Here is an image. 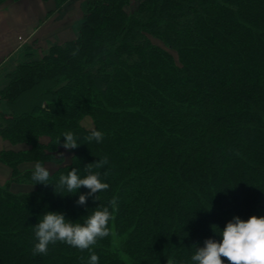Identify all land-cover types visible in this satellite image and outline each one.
Here are the masks:
<instances>
[{
	"label": "trees",
	"instance_id": "1",
	"mask_svg": "<svg viewBox=\"0 0 264 264\" xmlns=\"http://www.w3.org/2000/svg\"><path fill=\"white\" fill-rule=\"evenodd\" d=\"M131 4L92 3L76 39L16 66L0 91L10 143L0 162L12 168L0 186V264H87V249L60 241L34 252L44 211L86 214L53 185L72 167L110 185L88 208L119 198L112 233L93 246L99 264H189L195 245L218 239L215 225L264 215V0ZM85 117L105 133L100 143L84 140ZM65 131L82 143L65 149ZM37 162L56 166L53 184L32 185V169L19 170ZM12 183L35 189L13 193Z\"/></svg>",
	"mask_w": 264,
	"mask_h": 264
},
{
	"label": "clouds",
	"instance_id": "2",
	"mask_svg": "<svg viewBox=\"0 0 264 264\" xmlns=\"http://www.w3.org/2000/svg\"><path fill=\"white\" fill-rule=\"evenodd\" d=\"M104 135L102 130L92 127L84 140L88 143L92 141L100 143ZM61 137L65 149H75L82 143L81 138L73 131L63 132L58 137L57 143L60 142ZM61 158L64 159L63 154ZM106 163L107 157L103 159L99 157L95 162L97 169H101ZM51 175L49 168L37 162L31 172L34 181L32 185L53 184L50 182ZM53 185L64 189V195H76V203L85 206L86 214L81 216L83 217L81 220L68 218L62 211H44L39 216L41 218L33 225L36 237L34 252L47 254L49 245L60 241L81 250L87 249L90 253L87 264H99L100 256L93 246L99 238L112 233L111 221L119 209V198L113 196L106 205L100 202L96 207H87V200L90 197L100 201V193L110 187L107 180L101 178L100 171L88 170L82 175L80 169L72 167L67 173L61 174ZM81 186L87 191H79ZM55 193L60 194V192ZM215 226L216 230L213 232L218 239L206 238L202 246L195 245L189 264H264V215L253 214L247 219L236 215L228 220L223 228ZM222 257H226L227 260Z\"/></svg>",
	"mask_w": 264,
	"mask_h": 264
},
{
	"label": "crops",
	"instance_id": "3",
	"mask_svg": "<svg viewBox=\"0 0 264 264\" xmlns=\"http://www.w3.org/2000/svg\"><path fill=\"white\" fill-rule=\"evenodd\" d=\"M89 1L94 0H68L57 10L52 0H27L24 4H11L7 1L0 4V91L7 85L9 74L16 66L28 59H39L43 51L51 46L62 45L78 37L83 10ZM31 34H34L32 38L36 46L44 49L39 54L28 45L26 51V44L17 41L19 35ZM21 39L24 38L21 36ZM0 105L2 110L7 111L4 101ZM8 148L10 146L0 140V151ZM34 165L24 163L19 169H33ZM9 179L10 170L0 165V185H5ZM10 190L14 193H28L32 191V186L12 183Z\"/></svg>",
	"mask_w": 264,
	"mask_h": 264
},
{
	"label": "rangeland",
	"instance_id": "4",
	"mask_svg": "<svg viewBox=\"0 0 264 264\" xmlns=\"http://www.w3.org/2000/svg\"><path fill=\"white\" fill-rule=\"evenodd\" d=\"M9 2H7V3H11V4H16L17 2H19V3H21V4H24V1H27V0H8ZM42 1H46V0H42ZM52 1H54V3H55V5H56V2H55V0H52ZM97 1H99V0H94V1H89V4L85 7V9L83 10V15H82V20H81V24H80V26L82 27V24H83V21H84V17H85V15L87 14V12H88V10H89V8H90V6H91V4L92 3H94V2H97ZM139 0H132V4H131V7H133V6H135V4L138 2ZM67 2V1H66ZM65 2V3H66ZM18 3V4H19ZM64 3V4H65ZM63 4V5H64ZM12 6H14V5H12ZM56 7V10L58 9V8H61V6L60 7H57V6H55ZM81 27H80V29H81ZM32 31V30H31ZM20 36V38H18L19 40H17L18 42H22V43H24V45L26 44V46L28 45L29 46V48H35L36 49V52L39 54L41 51H43L42 49H40V47L38 48V46H36L37 44L34 42V40H33V36H34V34H33V36H32V34L31 35H19ZM21 36L24 38V39H21ZM37 36V35H36ZM77 38V37H76ZM75 38V39H76ZM74 40V39H73ZM151 41H152V43L153 44H155V45H158V46H160V47H162V48H165L164 47V45L162 44V42L161 41H159L158 39H156V38H151ZM28 46L26 47V51H27V49H28ZM38 50V51H37ZM48 50H49V48L48 49H46V50H44L43 51V53L39 56V58H41L42 56H43V54H46L47 52H48ZM170 53H171V55L173 56V58H174V60H175V62H177L178 63V57H177V54L174 52V51H172V50H168ZM31 56V55H30ZM27 57H29V56H27ZM29 61H33V60H30V59H28L26 62H29ZM25 62V63H26ZM20 65V64H19ZM8 81H9V79H8ZM24 99H27V97L25 96L24 97ZM25 107H24V110H29V109H27V107L29 106L28 104H29V102H30V100H28V102L25 100ZM81 125L86 129V130H90L92 127H94V124H93V121H92V119L90 118V117H85V118H83V120L81 121ZM0 140H2V142H6L7 144H8V146H10V143L6 140V139H4L2 136H0ZM25 147H27L26 145H17V147H16V149L17 148H25ZM0 165H3V166H5V167H7L9 170H10V176H11V172H12V168L11 167H9V166H7V165H5V164H3V163H1L0 162ZM22 165V164H21ZM20 165V166H21ZM19 166V167H20ZM56 166H54V165H50L49 166V169H53V168H55ZM20 170V169H19ZM26 185H29V184H26ZM0 186H4V185H0ZM32 186V185H31ZM35 188L32 186V191L34 190ZM12 192V191H11ZM14 193V192H13Z\"/></svg>",
	"mask_w": 264,
	"mask_h": 264
}]
</instances>
